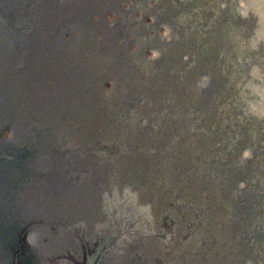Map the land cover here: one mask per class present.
Wrapping results in <instances>:
<instances>
[{
	"label": "rangeland",
	"instance_id": "obj_1",
	"mask_svg": "<svg viewBox=\"0 0 264 264\" xmlns=\"http://www.w3.org/2000/svg\"><path fill=\"white\" fill-rule=\"evenodd\" d=\"M0 264H264V0H0Z\"/></svg>",
	"mask_w": 264,
	"mask_h": 264
},
{
	"label": "bare ground",
	"instance_id": "obj_2",
	"mask_svg": "<svg viewBox=\"0 0 264 264\" xmlns=\"http://www.w3.org/2000/svg\"><path fill=\"white\" fill-rule=\"evenodd\" d=\"M240 6L243 8V3H241Z\"/></svg>",
	"mask_w": 264,
	"mask_h": 264
}]
</instances>
